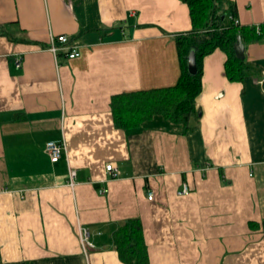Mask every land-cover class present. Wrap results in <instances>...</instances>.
<instances>
[{"label": "crops", "instance_id": "obj_1", "mask_svg": "<svg viewBox=\"0 0 264 264\" xmlns=\"http://www.w3.org/2000/svg\"><path fill=\"white\" fill-rule=\"evenodd\" d=\"M233 1L239 25H264V0ZM7 22L20 39L0 35V264H125L112 235L130 217L148 264H264V36L243 42V82L221 49L203 57L200 123L183 133L161 116L117 128L110 100L176 83L186 3L0 0ZM59 34L78 56L48 49ZM49 140L65 144L56 162Z\"/></svg>", "mask_w": 264, "mask_h": 264}, {"label": "trees", "instance_id": "obj_2", "mask_svg": "<svg viewBox=\"0 0 264 264\" xmlns=\"http://www.w3.org/2000/svg\"><path fill=\"white\" fill-rule=\"evenodd\" d=\"M189 9L191 29L175 34L180 75L172 86L149 90L131 91L111 97L110 108L117 128H138L153 116L180 124L182 132H192L199 126L200 110L196 97L202 90V59L215 49L226 54L224 73L231 81L243 82L249 63L236 56L234 45L237 37L242 42L255 41L264 36V25L260 33L254 25L242 26L234 23L236 4L233 0H181ZM20 28L15 22L0 25V35L19 40ZM195 53L197 71L190 74L187 56ZM113 245L119 259L125 264H148V250L144 240L142 222L139 217H130L120 222L112 235Z\"/></svg>", "mask_w": 264, "mask_h": 264}, {"label": "built area", "instance_id": "obj_3", "mask_svg": "<svg viewBox=\"0 0 264 264\" xmlns=\"http://www.w3.org/2000/svg\"><path fill=\"white\" fill-rule=\"evenodd\" d=\"M233 20H234V23H238V20L235 17L233 18ZM255 28H256V32L260 33V31H261L260 25H255ZM69 40H70L69 37L65 34H59L56 36H51L50 43L48 45V49L54 54H57L60 50L64 49L66 51V57L67 58L76 57L80 53L74 45L70 44ZM17 64L19 65V62ZM64 148H65L64 142L53 141V140L47 141L45 143V147H44L45 152L48 154L50 161H52V162L58 161V159L60 158L61 153L64 150ZM105 169L113 177L117 176L119 173L118 169L115 167V165L113 163H107L105 165ZM75 176H76V170L74 168H70L68 171V179H69V184L71 186L74 185ZM106 191H107V189L104 187L100 188V190H99V192H101V193H105ZM188 191H189L188 186L184 183L182 185V188L180 189L179 193L185 194ZM151 197H152V195H151V193H149L148 198L150 199ZM82 244H83L84 249L88 246L89 247L93 246L92 242H90L88 240L86 232L82 236Z\"/></svg>", "mask_w": 264, "mask_h": 264}, {"label": "water", "instance_id": "obj_4", "mask_svg": "<svg viewBox=\"0 0 264 264\" xmlns=\"http://www.w3.org/2000/svg\"><path fill=\"white\" fill-rule=\"evenodd\" d=\"M235 54L238 58H244V44L240 38L237 37V42L234 45ZM187 69L190 74H195L197 71L196 59L194 51H191L187 56Z\"/></svg>", "mask_w": 264, "mask_h": 264}]
</instances>
